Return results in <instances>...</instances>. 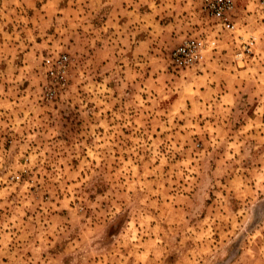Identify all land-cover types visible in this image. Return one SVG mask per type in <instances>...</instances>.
I'll list each match as a JSON object with an SVG mask.
<instances>
[{"label": "clouds", "instance_id": "9594fccd", "mask_svg": "<svg viewBox=\"0 0 264 264\" xmlns=\"http://www.w3.org/2000/svg\"><path fill=\"white\" fill-rule=\"evenodd\" d=\"M0 264H264V0H0Z\"/></svg>", "mask_w": 264, "mask_h": 264}]
</instances>
